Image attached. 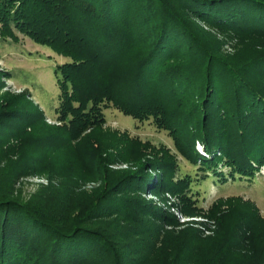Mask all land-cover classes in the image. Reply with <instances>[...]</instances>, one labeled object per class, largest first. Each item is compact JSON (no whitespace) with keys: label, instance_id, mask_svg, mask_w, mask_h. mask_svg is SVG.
I'll use <instances>...</instances> for the list:
<instances>
[{"label":"trees","instance_id":"16d2710c","mask_svg":"<svg viewBox=\"0 0 264 264\" xmlns=\"http://www.w3.org/2000/svg\"><path fill=\"white\" fill-rule=\"evenodd\" d=\"M139 1L147 3L145 13L156 16L151 39L143 43L134 33L125 34L138 0H0V39L17 41L21 33L70 58L54 69L60 125L45 121L28 92L16 96L19 102L27 99L29 108L0 111V264H264V248L256 245L260 237L264 241V218L252 201L250 210L240 203L229 211L230 217L249 219L237 230L221 226L217 235L205 237L190 227L174 230L183 224L171 209L194 216L203 207L190 192L191 176H176L178 160L171 154L150 166L160 172L151 187L156 195L177 198L164 202L165 208L124 197L122 189L130 183L143 184L142 168L130 172L129 183L116 185L111 195L120 197L109 208L110 196L101 205L91 200L74 206L49 185L26 202L13 193L15 181L28 174L58 177L55 151L81 155L86 146L89 159L82 155L71 163L82 180L85 174L95 179L104 163L117 162L95 158L99 150L90 136L105 123L103 109L110 106L138 121L151 118L168 131L185 159L220 180L227 178L219 164L229 167L230 179L251 177L264 165V0ZM199 21L220 36L259 45L246 55H225L220 39ZM15 119L18 124L11 125ZM124 140L117 143L130 147L129 156L135 157L140 142L128 135ZM196 141L211 157L197 151ZM219 200L209 218L218 212ZM86 215L93 220L119 215L134 226L137 215L153 216L155 226L139 248H131L124 241L134 235L118 241L106 227L82 224ZM215 222L225 224V219Z\"/></svg>","mask_w":264,"mask_h":264},{"label":"rangeland","instance_id":"374dc122","mask_svg":"<svg viewBox=\"0 0 264 264\" xmlns=\"http://www.w3.org/2000/svg\"><path fill=\"white\" fill-rule=\"evenodd\" d=\"M169 2L171 3L172 0ZM138 3L139 4L130 14L131 23L128 24V29L125 34L134 33L139 36L137 37V41L143 43V40H147L148 42L151 39L150 33L154 27L156 16L144 12L147 3H141L139 0ZM151 20L153 23L150 22ZM199 26L209 31L207 33L212 34V38L220 39L219 44H221L222 53L225 55H246L259 45L257 40L252 41L249 43L250 45H248L247 40L249 38H245L243 39L244 41L240 42L237 39H233L231 35L228 34L226 36H220L217 34L218 32L212 31L200 21ZM17 36L19 37L17 41L0 39V111L2 112V107L6 106L7 109L3 111V114H9L10 108L21 112L25 107L29 108V103L26 100L30 99L44 111L45 121L48 124H55V126L60 125L61 122L58 121L57 113L60 102V89L54 69L57 64L69 61L70 58L56 52L45 44L34 41L29 36L22 35L21 33H17ZM84 73L87 74V71H84ZM21 92H28V97L26 100L24 99L19 102V98L16 95ZM103 113L105 123L102 127L95 129L90 134L93 139L92 143L96 144V141V149L99 150V154L95 156V158H103L105 161L115 159L117 162L104 163L106 169L98 172L95 179H90L87 177L89 174L86 175L84 173L86 179L82 180L81 178H77L78 173L75 172V167L73 169L71 168V163L76 159L83 160V158H81L82 155L85 157V160L89 159V153L86 154L88 151L86 146L84 145L83 148L80 149L81 155L68 151L67 153L66 151L65 153L55 151L52 153V161L57 164L56 167L61 168V175L57 174L58 171L61 170L55 173L58 177L54 176L52 179H50L47 174H28L15 181L13 193L18 194L19 198L23 202H26L33 200L38 196L37 194L41 192L44 186L49 185L51 189L59 190V198L62 200L71 199L74 206L80 205L85 207L91 200L93 201V205H101L103 204L102 202H104V198L110 196L111 198L106 203V207L109 208L110 205L116 202L120 197V193L111 195L116 185L125 180L129 183L132 179L130 172L133 170L147 168L145 172H143L142 169L139 170L143 176V180L141 181L143 184L134 185L136 183H130L124 188L125 190L122 189L124 197L140 198L141 200L144 198V201L146 200V202L150 205L152 204V206H156L159 209L165 208L164 202L175 203L177 202V198L172 196L166 201L163 200V197L156 195V192L153 191L151 187L154 183L158 182L160 172L150 169V166L156 165L159 159H165L167 158V154H171L173 158L178 160V172L176 176H191L192 186L190 192L194 198H196L197 204L203 207L200 214H194V216H189L176 209H171L175 217H177L178 222L183 224L174 227V230L178 231L183 227H190L195 230H200L203 237L217 235L220 230L218 227L221 226L223 228L233 227L237 230L235 227L239 229L240 224H249V219H243L240 215L236 218L228 216L229 211L233 207L240 208V203L244 205V207L252 209L254 208L252 202H254L259 209L260 216L264 218V165L251 177L237 175L234 179H230L228 176L229 167L219 164L218 171L224 172L227 178L223 181L211 171L205 173L201 172L198 164H192L185 159L174 145L173 139L168 131L158 128L151 118L149 120L138 121L131 116L124 115L121 111L112 106L104 108ZM3 123H10V120ZM12 123L11 125L18 124L16 119L12 120ZM126 135L138 139V142L141 144L139 152L136 153L135 151L133 153L136 154L135 157L129 156L132 152L130 151V147L126 148L124 144L117 143L120 139L124 140ZM109 143H111V145L107 146ZM198 143L201 144L196 141L195 147L199 152L200 145ZM40 145L43 149L47 147L44 142L40 143ZM122 151H124V153ZM216 154L219 153L216 152ZM209 157H211V155ZM51 192L53 193V191ZM218 199H220L217 202L218 212L213 218H209L207 214L210 213L211 205ZM78 212L80 211L74 209L73 216H77ZM143 216L137 215L139 219L138 225L136 226L125 222L119 215L111 216V218L105 217V219L102 220L88 219L89 215H86L81 222L89 227H106L118 241L132 234L134 235L132 239H127V241L124 242L131 246V248H139L145 232H150L149 230H151V227L155 226L151 219L153 216H151V218L149 217V219ZM216 217L224 218L225 224H217V222H215ZM251 224L262 226L256 221H252ZM133 227L134 229H132ZM260 229L262 228L260 227ZM126 231H131V233L125 235L124 232ZM241 231H243V229ZM137 233H141V235H137ZM186 236V238H188L190 234ZM156 243L158 244V242ZM256 245L259 246L258 248L260 249L264 248V241L261 237Z\"/></svg>","mask_w":264,"mask_h":264},{"label":"built area","instance_id":"2783aa9c","mask_svg":"<svg viewBox=\"0 0 264 264\" xmlns=\"http://www.w3.org/2000/svg\"><path fill=\"white\" fill-rule=\"evenodd\" d=\"M199 144V143H198ZM200 146V148H199V152L202 154V155H204V156H206V157H208L209 156V154L207 153V152H205V150L203 149V146L201 145V144H199ZM198 147V146H197Z\"/></svg>","mask_w":264,"mask_h":264}]
</instances>
